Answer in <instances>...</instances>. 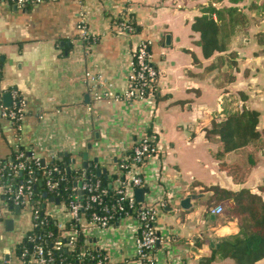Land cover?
<instances>
[{
	"label": "crops",
	"instance_id": "crops-1",
	"mask_svg": "<svg viewBox=\"0 0 264 264\" xmlns=\"http://www.w3.org/2000/svg\"><path fill=\"white\" fill-rule=\"evenodd\" d=\"M206 3L205 0H43L21 7L12 0H0L3 63L0 168L13 149L23 145L29 153L46 160L55 153H70L72 166L83 168V153L88 151L89 161L93 162L88 167H103L112 173L115 159L132 148L148 131L150 123H157L161 129L162 159L148 158L138 166L144 179L141 187L148 189L144 198L164 191L169 196L157 219L158 229L164 234L155 247L157 260L148 263L136 259L135 220L124 216L106 230L114 236L113 243L104 245V235L95 242L106 250L112 243L123 257L113 260L110 255L112 262L197 264L220 246L222 237L239 231L237 219L224 220L223 213L212 211L216 206L214 199L208 206L207 199L213 192L206 186L245 185L258 190L259 180L264 177V149L262 164L240 183L221 165L222 161L240 160L238 152L220 156L216 153L220 140L205 136L204 127L210 125L213 117L224 115L221 113L224 96L239 90L247 92L248 103L261 111L259 126L264 131V65L262 57L255 54L257 24L250 27L251 41L239 48V70L228 92L209 78L189 72H200L211 61L195 42L199 33L191 27L193 18L202 13L201 6ZM120 20L132 24L134 30H123ZM81 23L86 26L89 38L82 36ZM142 40L150 42L152 62L161 70L153 108L147 99L129 101L123 97L132 51ZM193 52L200 63L194 61ZM88 70L99 76L94 90L86 76ZM13 88L25 100L21 130L2 116L7 106L5 95L10 93L12 98ZM90 142L92 147L88 149ZM94 157L98 162L93 161ZM3 191L0 172V264H21L18 245L33 227L32 211L29 207L17 210L16 206L8 205ZM188 196L191 201L184 207L181 201ZM47 205V210L63 218L61 205ZM24 211L30 212L25 220L21 217ZM10 217L15 219L13 224L6 222ZM233 263V258L218 253L209 264ZM262 263L264 258L257 264Z\"/></svg>",
	"mask_w": 264,
	"mask_h": 264
},
{
	"label": "trees",
	"instance_id": "trees-1",
	"mask_svg": "<svg viewBox=\"0 0 264 264\" xmlns=\"http://www.w3.org/2000/svg\"><path fill=\"white\" fill-rule=\"evenodd\" d=\"M229 0V4L224 0H208L201 6L202 13L195 15L191 22L193 31L199 33L195 42L201 46L205 58L211 61L203 66L200 72L189 71L190 74L201 78H209L216 86L228 92V86L235 81L239 70V59L241 56L240 47L251 41L250 27L258 25L254 33V40L258 44L256 55L262 57L264 65V0ZM122 21V20H120ZM194 61L200 63V58L193 52ZM1 66L3 65L0 60ZM2 68L0 69L1 72ZM158 97V91L156 93ZM22 96L20 95L19 98ZM248 94L244 90L237 93H228L223 99V116H215L210 125L204 127L205 136L208 139L220 140L221 145L217 154L222 156L226 152H238L240 160L234 159L231 162L222 161L221 165L233 175L237 182L244 183L253 168L262 164L261 151L264 149V131L260 129L261 111L248 103ZM239 101L243 103L239 105ZM150 131V130H149ZM152 132V131H150ZM18 150H28L23 145H18L13 149L12 154L3 162L1 166V184L4 188L3 197L12 206L13 202L8 197L5 189L9 180H24L28 178V171L25 168L19 169L13 176L15 168H10L9 163L19 162ZM133 148L115 159L116 164L124 160H130L133 155ZM27 165H33L32 161L25 160ZM73 156L61 154L58 159L47 160L41 168L35 170V174L40 180L33 183V194L31 203L33 208L39 209V221L47 219L48 222L38 225L29 230L27 236L52 230L55 236L59 233L56 218L53 213L47 211V203L51 196L58 198L61 202H68L69 195L74 192L73 187L82 177H94L102 180L103 186L109 189L110 197L114 196L112 188L116 177H125L126 172H107L97 176L95 167L88 168L72 166ZM57 165L60 169L53 170L48 174L50 167ZM62 176L64 177L62 179ZM48 177L59 180L61 188L49 189L46 180ZM258 190L242 185L239 188L224 187L219 184L207 185L206 189L213 193L207 200L214 199L216 204L222 203L224 206V220L237 219L239 231L236 234L222 237L220 246L215 247L211 254L205 255L197 261V264H209L220 254L224 257L234 259L233 264H257L264 258V177L259 180ZM47 193V194H45ZM211 205V202L208 206ZM24 237L18 247L21 248L26 243ZM46 242V239L41 241ZM84 242L79 240L74 249L57 250L54 252L56 264H96V258L92 254L102 252L99 248L88 249L82 254L81 246ZM27 244H30L29 242ZM156 247V246H155ZM155 251V248H154ZM31 255V254H30ZM105 264H118L117 262H107ZM264 264V263H262Z\"/></svg>",
	"mask_w": 264,
	"mask_h": 264
},
{
	"label": "built area",
	"instance_id": "built-area-1",
	"mask_svg": "<svg viewBox=\"0 0 264 264\" xmlns=\"http://www.w3.org/2000/svg\"><path fill=\"white\" fill-rule=\"evenodd\" d=\"M12 1L18 6L24 7L43 0ZM119 25L123 30H134L133 25L124 20L119 21ZM80 30L84 38L90 37L84 23L80 24ZM93 38L95 37L93 36ZM160 74L161 70L151 59L150 42L148 40L140 41L138 46L132 51L128 86L123 97L129 101L147 99L151 102L153 108ZM86 76L92 81L91 88L94 90L98 86L99 76L90 70L86 71ZM11 93V105L3 108L2 116L8 118L15 128L21 130L23 128L25 100L23 97L19 98L18 89L13 88ZM100 95L102 96V93ZM160 133L161 129L158 124L150 123L148 131L134 142L132 146L134 152L132 157H129L130 160H124L120 164L115 163L113 165L112 172L121 173L123 170L126 172L124 178L118 176L114 179L112 184L114 196L110 197L108 195L109 189L103 186L102 180L94 177L80 178L73 187L74 192L69 195L68 202H61L60 200L56 202L54 196H52L53 199H49L48 202H52L54 206L56 204L61 205L64 209L63 218H58L52 212L56 218L57 228L60 231L56 236L52 230H49L48 232L38 233L29 237L26 232L24 237H27L28 241L20 248L21 264H56L54 252L74 249L79 240L83 241L85 245L84 247L83 245L81 246L80 252L82 254L86 253V247L88 249L97 247L102 251L92 254V257L96 258V264L111 262L105 247L95 242L99 241L100 236L103 235V232L108 227L124 216H132L135 220L134 254L136 259L154 263L157 260L154 248L164 238V234L158 229L157 219L160 210L168 204L169 196L164 191L162 194L149 196V198H145L140 203L136 199L135 188L142 186L144 183V179L138 171V166L148 158L156 157L162 159L161 155L164 150ZM59 156L55 153L51 159H58ZM17 157L19 158L18 163H9L8 165L10 168H15L13 176L17 174L19 169L26 168L28 178L17 181L10 179L6 183L5 189L9 194L8 197L13 202L12 205L31 209L33 222L31 229H33L48 222L47 219L39 221V209L33 208L31 203L32 185L40 180V177L35 174V170L41 168L47 160L32 153H26L25 150H18ZM25 160L32 161L33 165H27ZM53 170L60 171L59 167L54 165L49 168L48 174ZM159 172L161 173V170ZM46 183L49 189L58 191L61 188L59 180L52 177H48ZM212 211L217 214L223 213V204H216ZM24 237L22 240H24ZM96 237L98 240H92V238ZM45 239V243L41 242ZM28 242L30 244H27Z\"/></svg>",
	"mask_w": 264,
	"mask_h": 264
},
{
	"label": "water",
	"instance_id": "water-1",
	"mask_svg": "<svg viewBox=\"0 0 264 264\" xmlns=\"http://www.w3.org/2000/svg\"><path fill=\"white\" fill-rule=\"evenodd\" d=\"M168 37H170L169 35H168ZM5 97H6V99H7V106H10L11 105V101H12V98H11V95H10V93H7L6 95H5ZM92 147V143L90 142L89 144H88V149H90ZM83 158H84V167H85V169L90 165V164H93V162H90L89 161V153H88V151H85L84 153H83ZM45 160V159H44ZM93 161L94 162H98V158L97 157H94L93 158ZM96 174H97V176H101V175H103V174H105V176H107L106 174H107V169L106 168H103V167H98L97 169H96ZM146 191H148V189L147 188H144V187H136L135 188V195H136V199L141 203V202H143L144 201V193L146 192ZM45 194H47V193H45ZM194 197L196 196V194L195 195H193ZM49 199H53V197L51 196ZM56 200V202H58L59 201V199L58 198H56L55 199ZM190 201H191V197H186V198H184V199H182V201H181V204H182V206H184V207H187L188 205H189V203H190ZM16 209L17 210H19L20 209V206H16ZM14 221H15V219L13 218V217H10V218H7L6 219V222L8 223V224H13L14 223ZM92 240H94V241H96V240H98L97 238H92ZM214 244V242H211V245H213ZM219 245V244H218ZM192 249L193 250H195L198 254H202V252H200V251H198L197 249H196V247L195 246H192Z\"/></svg>",
	"mask_w": 264,
	"mask_h": 264
},
{
	"label": "rangeland",
	"instance_id": "rangeland-1",
	"mask_svg": "<svg viewBox=\"0 0 264 264\" xmlns=\"http://www.w3.org/2000/svg\"><path fill=\"white\" fill-rule=\"evenodd\" d=\"M205 1H207L208 2V0H205ZM249 2V0H244L243 2H242V5L244 4V3H248ZM224 3H227V4H229V0H224ZM73 166L75 167V165L73 164ZM48 204L49 205H51V206H53V204H52V202H48ZM58 204H56V206H57ZM48 206V205H47ZM23 213V215H21V217H22V219H28L29 217H30V212L29 211H24V212H22ZM103 238H102V241H103V244L105 245L106 244V242H112V241H115V239H114V236H112L111 234H110V232L109 231H105V232H103ZM113 243V242H112ZM112 243L107 247V250H108V252H109V256L111 255V258L114 260V259H117L118 257H120L121 255L119 254V252L117 251L116 252V250H114V246H112ZM121 258H123V257H120V259ZM111 259V260H112Z\"/></svg>",
	"mask_w": 264,
	"mask_h": 264
}]
</instances>
